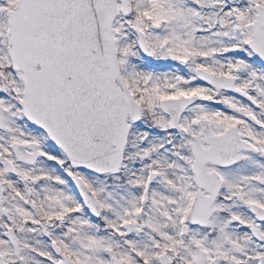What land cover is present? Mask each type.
<instances>
[{
  "label": "snow or ice",
  "instance_id": "snow-or-ice-1",
  "mask_svg": "<svg viewBox=\"0 0 264 264\" xmlns=\"http://www.w3.org/2000/svg\"><path fill=\"white\" fill-rule=\"evenodd\" d=\"M0 264H264V0H0Z\"/></svg>",
  "mask_w": 264,
  "mask_h": 264
}]
</instances>
